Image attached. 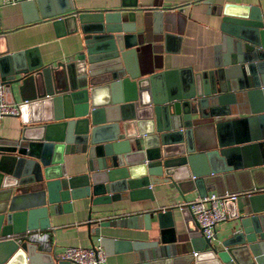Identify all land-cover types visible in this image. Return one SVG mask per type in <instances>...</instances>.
Here are the masks:
<instances>
[{"label": "water", "instance_id": "water-1", "mask_svg": "<svg viewBox=\"0 0 264 264\" xmlns=\"http://www.w3.org/2000/svg\"><path fill=\"white\" fill-rule=\"evenodd\" d=\"M49 1L60 0H24L23 22L50 18L67 33L78 26L84 48L66 64L43 65L35 48L9 52L0 29V87L7 103L18 91L23 125L18 138L0 144V264H70L15 237L47 228L50 205L83 197L108 203L161 182L194 189L198 197L210 189L235 195L223 201L236 223L218 240L202 236L188 207L181 208L186 221L179 236L199 251L184 264H264V205L257 207L264 199V12L258 5H223L222 54L213 68L189 74L146 69L148 42L136 31L134 4L43 13ZM98 87L108 92L100 95ZM75 152L85 154V173L67 177L63 155ZM247 169L256 183L245 187ZM171 211L155 213L167 235ZM115 225L88 217L89 246L101 228ZM164 232L159 242H133L124 252L143 264H179ZM99 245L105 249L106 239L99 237Z\"/></svg>", "mask_w": 264, "mask_h": 264}, {"label": "crops", "instance_id": "crops-1", "mask_svg": "<svg viewBox=\"0 0 264 264\" xmlns=\"http://www.w3.org/2000/svg\"><path fill=\"white\" fill-rule=\"evenodd\" d=\"M23 1L17 0L12 5L0 4V29L6 31L5 43L9 52L35 48L43 65L55 67L56 63L66 64L83 50V33L78 26L74 32L67 33L68 27L63 24L54 25L50 18L39 17L35 21L24 23L26 14L22 10ZM131 4L135 5L133 15L136 31L143 30L148 42V49L141 61L145 62L148 71L153 72L160 69L193 74L213 68L215 59L222 54L223 32L220 23L223 5H258L264 12V0H68L64 3L60 0L49 1V8H43L42 12H56L64 8L108 11ZM229 6L225 8L226 11L231 10ZM36 12L39 16L37 9ZM158 27H161L160 34L157 32ZM163 34L169 37L163 39ZM98 88L100 95L108 92L107 88ZM25 93L21 95H26ZM13 97L12 103L19 105L20 96L15 89ZM4 99L6 101L5 96ZM22 126L19 113L3 117L0 120V144L18 138ZM29 133L33 131L29 130ZM85 160V154L81 152L63 155L65 175L71 177L84 174ZM246 171L247 179L242 182L245 187L256 183L254 176H250L248 169ZM211 192L216 193L214 189L207 191ZM195 197L198 195L194 189L185 186L183 191H179L169 182H161L143 189L126 190L108 203L92 205L87 197H83L71 200L68 204L61 203L54 209L50 205L45 216L48 227L34 229L48 233L49 248L43 249L37 245L36 248L45 255H51L54 251L58 257L67 246L90 247L85 226L87 218L95 222L116 221L117 225L103 227L99 231L98 236L106 239V250L99 245V237H92L94 246H100L105 251V264H143L135 262L132 253L124 251L130 249L133 242H159L160 232L165 229L158 228L155 213L171 209L173 231L170 235L164 232L163 236L173 240L177 257L182 258L179 264H184V257L193 251L199 254V251L193 250L188 239L183 241V236H179L185 231L186 221L179 206ZM259 200L257 207H262L264 199ZM224 210L226 219L219 221L214 229L213 236L217 240L226 236L236 223L235 219L229 218L225 204ZM150 211L154 212L153 216L148 220L144 219L143 215ZM261 213L264 214V210ZM37 264L46 263L41 260Z\"/></svg>", "mask_w": 264, "mask_h": 264}, {"label": "built area", "instance_id": "built-area-1", "mask_svg": "<svg viewBox=\"0 0 264 264\" xmlns=\"http://www.w3.org/2000/svg\"><path fill=\"white\" fill-rule=\"evenodd\" d=\"M16 2L17 0H0L1 5H12ZM18 113V105L8 104L4 99L3 89L0 87V120L5 116H15ZM224 197L235 198V195L227 193L217 195L215 192L206 193L200 197L184 201L179 208L181 209L186 205L198 225L200 234L206 238H212L215 225L226 219ZM16 241L33 243L43 249L49 248L48 233L44 230H27L16 237ZM195 253V251L192 252L194 255ZM58 258L66 260L70 264H105V255L100 246H94L93 248L67 246L61 251Z\"/></svg>", "mask_w": 264, "mask_h": 264}]
</instances>
